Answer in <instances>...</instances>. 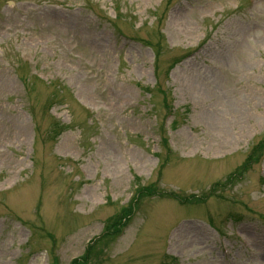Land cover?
<instances>
[{
    "label": "rangeland",
    "instance_id": "obj_1",
    "mask_svg": "<svg viewBox=\"0 0 264 264\" xmlns=\"http://www.w3.org/2000/svg\"><path fill=\"white\" fill-rule=\"evenodd\" d=\"M167 1L0 0V264H69L110 232L134 177L163 194L88 264L264 263V156L223 185L264 130V0H173L164 15ZM139 40L160 49L170 117ZM53 119L69 125L55 144Z\"/></svg>",
    "mask_w": 264,
    "mask_h": 264
},
{
    "label": "trees",
    "instance_id": "obj_2",
    "mask_svg": "<svg viewBox=\"0 0 264 264\" xmlns=\"http://www.w3.org/2000/svg\"><path fill=\"white\" fill-rule=\"evenodd\" d=\"M251 160H252V155H250L246 162L244 163V165L242 166V169L244 170L245 167L251 163ZM136 191H135V198L137 200V197H143L146 195V192L147 194H152V189L151 186L150 187H140V182L138 179H136ZM132 213V207H127V208H124L122 209V212L118 215L115 216V219L112 220V222H110L111 224L109 225V229H110V232H107L104 234V237L107 238L106 236L108 237H111L112 240L113 238L115 239V237L118 236L119 233H121V230L122 228L125 226V223H126V218L129 216V214ZM125 221V223L123 222ZM106 228L108 229V226H106ZM95 245L92 244L91 246L89 245L87 247V252L86 254H84L85 256L78 260H75L73 261L71 264H88L89 263V257H90V254H91V251H92V248L93 246ZM54 264H57L56 261L54 262Z\"/></svg>",
    "mask_w": 264,
    "mask_h": 264
},
{
    "label": "bare ground",
    "instance_id": "obj_3",
    "mask_svg": "<svg viewBox=\"0 0 264 264\" xmlns=\"http://www.w3.org/2000/svg\"><path fill=\"white\" fill-rule=\"evenodd\" d=\"M260 264H264L263 262H260Z\"/></svg>",
    "mask_w": 264,
    "mask_h": 264
}]
</instances>
